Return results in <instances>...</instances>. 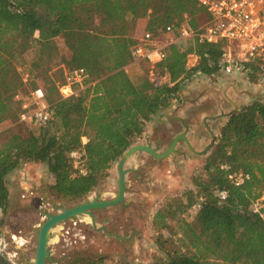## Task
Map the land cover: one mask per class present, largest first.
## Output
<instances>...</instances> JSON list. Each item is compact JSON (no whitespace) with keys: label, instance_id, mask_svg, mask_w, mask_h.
<instances>
[{"label":"trees","instance_id":"16d2710c","mask_svg":"<svg viewBox=\"0 0 264 264\" xmlns=\"http://www.w3.org/2000/svg\"><path fill=\"white\" fill-rule=\"evenodd\" d=\"M201 11L198 0H0V124L20 120L14 95L23 83L17 66L28 73L29 87L44 90L53 109L43 125L20 120L36 131L23 134L13 126L1 132L0 227L12 171L24 163H44L53 177L50 196L81 202L142 137L146 123L178 97L192 74L220 72L223 43L188 38L166 46L165 57L152 66L153 79L138 75L133 80L125 70L136 62L132 47L138 21L145 20L142 33L155 36L168 25L178 29L186 24L198 31L195 16ZM58 37L69 50L68 57L60 53ZM189 53L197 56L192 68L186 66ZM25 55L32 57L29 68L21 62ZM60 65L83 67L88 85L62 97L50 75ZM250 66L248 77L260 72L253 63ZM34 69L42 74L41 83L34 80ZM82 136L87 138L84 144ZM77 147L84 151L86 175L76 173L68 155ZM203 169L205 177L193 178L194 188L184 191V200L175 196L153 215L155 226L169 233L157 242L169 247L151 264H264V221L253 207L264 192V100L253 99L228 114ZM236 170L251 175L240 187L227 177ZM190 210L191 220L183 215ZM59 264L105 263L102 256L78 254Z\"/></svg>","mask_w":264,"mask_h":264},{"label":"rangeland","instance_id":"374dc122","mask_svg":"<svg viewBox=\"0 0 264 264\" xmlns=\"http://www.w3.org/2000/svg\"><path fill=\"white\" fill-rule=\"evenodd\" d=\"M195 20L198 26L204 25L205 12H199ZM144 24V19L138 21L137 29L133 32L135 38L142 34ZM55 43L60 53L68 57L69 50L63 39L58 37ZM31 58V55H25L21 59L26 68H29ZM185 61L186 66L192 68L197 63V56L189 53ZM125 70L133 80L138 75H146L151 79L155 77L154 70L144 59L132 62ZM32 72L34 80L41 83L42 74H38L35 69ZM56 75H60V70L56 71ZM253 99L264 100V73L237 79L225 77L221 72L205 75L196 71L192 74L171 105L146 123L144 134L136 144L148 142L163 150L174 132L187 128L191 145L196 151L202 152L191 151L182 144L179 146V153H171L162 159L144 152L139 153L141 159L134 165L135 172L126 174L124 203L113 209L98 211L95 218L96 226L104 225L109 233H116L124 239L95 230L87 216L86 220L81 216L69 218L57 226L59 232L57 235L55 233L48 245L50 259L46 264H59L78 254L102 256L105 264L119 261L153 263L156 257L164 254V248L169 247V243L160 245L157 242V238H167L169 233L155 226L153 215L175 196L184 200V191L194 188V177H205V158L216 143L228 114ZM13 126H18L23 134L29 130L36 131L20 120L5 121L0 124V136L3 129ZM206 128L213 134V143L212 135ZM116 163L111 166L108 177L93 191L101 198H109V192L116 191ZM127 163L125 166H128ZM22 166L23 164L20 167ZM24 168L15 177L7 178L9 188L15 187V190L10 191L15 193L16 198L8 202L3 214L4 224L0 227V251L10 252L9 259L15 264H29L33 261L37 245L35 228L45 219L42 211L57 212L53 203L59 208L80 203L50 196L48 185L53 182V177L44 163H28ZM18 179L28 180L29 188L19 186ZM29 190L33 194H28L31 200L26 202V197H22ZM193 213L194 210H190L183 215L191 220ZM167 221L169 225L174 223L171 219ZM13 235L16 236L15 240Z\"/></svg>","mask_w":264,"mask_h":264},{"label":"built area","instance_id":"2783aa9c","mask_svg":"<svg viewBox=\"0 0 264 264\" xmlns=\"http://www.w3.org/2000/svg\"><path fill=\"white\" fill-rule=\"evenodd\" d=\"M206 14V22L200 30L194 31L183 24L178 29L166 26L160 36L150 31L143 32L135 38L132 55L135 60L144 59L151 67L162 60L165 48L177 38L196 39L199 43L222 42L223 47L218 60L219 71L232 78L248 77L251 71L250 63L264 73V0H198ZM60 75L53 69L50 75L62 97L77 93L88 85L89 76L83 67L67 69L60 65ZM23 86L14 98L19 102L20 120H30L35 125L45 124L52 116L53 109L47 102L44 90L38 86L29 87V75L17 66ZM1 131V127H0ZM87 138L82 136L81 143ZM72 166L79 175H86L88 169L84 163V151L77 147L69 151ZM221 169H227L225 164ZM229 181L236 187L249 181L251 175L244 170H236L227 174ZM32 193V191H29ZM225 195V192H222ZM253 207L264 221V192L260 198L253 201ZM12 238L16 239L13 235ZM5 246V245H4ZM2 250V249H0ZM3 252V251H2ZM7 258L10 252H4Z\"/></svg>","mask_w":264,"mask_h":264},{"label":"water","instance_id":"95a60500","mask_svg":"<svg viewBox=\"0 0 264 264\" xmlns=\"http://www.w3.org/2000/svg\"><path fill=\"white\" fill-rule=\"evenodd\" d=\"M187 129V128H186ZM186 131L180 132L176 134L171 141L169 142L168 146L162 150L158 151L156 147L152 146L150 143H138L134 144L131 147H129L124 154L118 159L116 163V173H117V179H116V191L115 193L109 192L111 195L110 198H101L99 195L92 197L91 199H87L83 202H80L78 204H75L70 207H60L53 203V208L57 209V212L50 213L47 211H42V215L45 218L42 223L39 225V227L35 228L36 230V238H37V245L35 249V257L32 262L29 264H46V261L50 259V251L48 249V245L51 240V232L54 230L56 226H58L61 222L65 221L69 218L74 217H84L87 216V220L91 223L93 228L97 231L101 230L104 233H106L109 236L118 237L117 234L114 233H108L104 226L99 225L96 226L95 218L93 215V210L97 209H103L111 206H116L118 204H123L124 202V194L126 189V174L128 171L131 170V168L125 167L126 159L133 154L136 153H147L155 158H165L169 156V154L177 152V149L175 148L176 143L182 139L188 149L194 152H202V151H196L193 146L191 145L189 138L186 135ZM212 135V141L213 143V134ZM86 220V219H85Z\"/></svg>","mask_w":264,"mask_h":264},{"label":"crops","instance_id":"0c3cea01","mask_svg":"<svg viewBox=\"0 0 264 264\" xmlns=\"http://www.w3.org/2000/svg\"><path fill=\"white\" fill-rule=\"evenodd\" d=\"M133 63H135V62H133ZM223 74V73H222ZM225 77H229V78H232V77H230V76H227V75H225V74H223ZM232 79H234V78H232ZM237 79V78H236ZM207 130H208V132H209V134L211 135V131L209 130V128H206ZM185 130H187L186 128L185 129H183V130H178V131H176V132H174L173 134H172V137H171V139L176 135V134H178V133H180V132H183V131H185ZM186 135H187V137L189 138V135H188V131H186ZM171 139H170V141H171ZM169 141V142H170ZM169 142H168V144H169ZM182 144H184V145H186V143L182 140V139H180L177 143H176V146H175V148L177 149V152L176 153H179V146H181ZM154 147H156L157 148V150L158 151H162V150H159V148L157 147V146H155V145H153ZM168 146V145H167ZM167 146H165L164 147V149L167 147ZM186 147H187V145H186ZM194 148V147H193ZM163 149V150H164ZM140 159H141V157H139V154L138 153H136V154H133L132 156H130V157H128L127 159H126V162H125V164L127 163L128 164V166H125V167H127V168H130V166H134L135 164L137 165L138 164V161H140ZM28 163H24L23 164V166L22 167H20V168H17V169H15L14 171H12L8 176H7V178H12V177H15L18 173H20V172H22V171H24V166L25 165H27ZM35 164V163H34ZM19 180V179H18ZM15 183H16V181H15ZM8 185V190H9V195H8V202H12L15 198H16V195H15V193H13V192H11L10 191V189L11 190H15V187L14 186H10L11 188H9V184H7ZM22 186V187H24V188H29L28 186H30V182H28V180H19V186ZM16 186V185H15ZM32 190V189H31ZM126 190V189H125ZM30 191V190H29ZM28 191V193L27 194H24V195H26V196H24V197H22V198H25L26 197V199H25V201L26 202H29L30 200H31V197H29V195L28 194H30V195H32L33 194V192L32 193H30ZM94 194V192H92L91 193V195H93ZM22 195V194H21ZM124 196H125V194H124ZM108 209H113V208H115V206H111V207H107ZM105 208H103V209H97V210H93V215H94V218H96V215H97V212L98 211H102V210H104ZM102 226H104V225H102ZM105 227V226H104ZM57 228V226L54 228V230H52V232H51V240H50V242L53 240V237L55 236V233H56V235H57V232H59L58 231V229H56ZM105 229H106V231L108 230L106 227H105ZM55 230H56V232H55ZM103 232V231H102ZM108 232V231H107ZM109 233V232H108ZM106 234V233H105ZM114 234H116V233H114ZM107 235V234H106ZM118 235V234H117ZM117 238H119V239H124V237L123 236H119L118 235V237Z\"/></svg>","mask_w":264,"mask_h":264},{"label":"flooded vegetation","instance_id":"af4514ba","mask_svg":"<svg viewBox=\"0 0 264 264\" xmlns=\"http://www.w3.org/2000/svg\"><path fill=\"white\" fill-rule=\"evenodd\" d=\"M148 143V142H147ZM152 145V144H151ZM153 146V145H152ZM148 158V157H147ZM145 161V159H144ZM131 170L128 172H135L136 166H130ZM98 194L94 193L93 195H90L87 199H91L94 196H97ZM111 196H109L110 198ZM86 199V200H87ZM124 203V202H123ZM0 264H15L11 261V259L7 258V256L4 254V252L0 251ZM25 264V263H23ZM28 264V262H27Z\"/></svg>","mask_w":264,"mask_h":264}]
</instances>
